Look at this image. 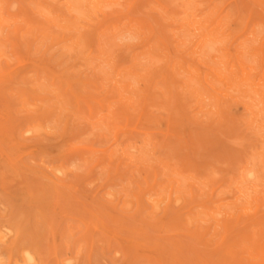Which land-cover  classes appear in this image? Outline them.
Returning a JSON list of instances; mask_svg holds the SVG:
<instances>
[{
  "label": "rangeland",
  "instance_id": "1",
  "mask_svg": "<svg viewBox=\"0 0 264 264\" xmlns=\"http://www.w3.org/2000/svg\"><path fill=\"white\" fill-rule=\"evenodd\" d=\"M52 1L0 0V264H261L264 0Z\"/></svg>",
  "mask_w": 264,
  "mask_h": 264
},
{
  "label": "bare ground",
  "instance_id": "2",
  "mask_svg": "<svg viewBox=\"0 0 264 264\" xmlns=\"http://www.w3.org/2000/svg\"><path fill=\"white\" fill-rule=\"evenodd\" d=\"M27 1H29V0H27ZM34 1H35V0H34ZM37 1H38V0H37ZM51 1H52V0H51ZM53 1H54V0H53ZM53 1H52V2H53ZM60 1H61V0H60ZM62 1H63V0H62ZM68 1H69V3H70V7L68 6V7H69V10H70V8H71L72 12H75V13L77 14V16H81V15H83L81 12H82V10H83L84 8H87V9L89 8V7H88V6H89V4H88V0H68ZM94 1H95V0H94ZM94 1L91 0V2H92L91 5H92V6H93V4H94ZM104 1H105V0H103V2H104ZM128 1H129V0H128ZM156 1H157V0H156ZM187 1H188V0H187ZM1 2H2V1H1ZM31 2H32V0H31ZM40 2H41V1H40ZM40 2H39V3H40ZM54 2L56 3L57 0L54 1ZM103 2H102V3H103ZM190 2H191V0H190ZM192 2H193V1H192ZM32 3H33V2H32ZM60 3H61V2H60ZM65 3H66V1H65ZM106 3H107V2H106ZM112 3H113V2H112ZM124 3H125V2H124ZM1 4H2V3H1ZM3 4H4V3H3ZM104 4H105V3H104ZM107 4H108V3H107ZM189 4H191V3H189ZM194 4H195V3H194ZM4 5H5V4H4ZM4 5H3V7H4ZM16 5H17V4H16ZM30 5L32 6V4H30ZM36 5H37V4H36ZM42 5H44V4H42ZM45 5H46V4H45ZM62 5H63V4H62ZM99 5H100V4H99ZM119 5H121V4H119ZM119 5H117V8H119V7H118ZM124 5H125V4H124ZM124 5H123V6L121 5L123 11H124V9H125V7H126V5H125V6H124ZM0 6L2 7V5H0ZM10 6H11V5H10ZM13 6H14V5H13ZM33 6H35V4H33ZM33 6H32L31 8L33 9V11H36V10H34V9H36V6H35V8H33ZM92 6H91V7H92ZM95 6H96V5H95ZM104 6H105V5H104ZM111 6L113 7V5H111ZM152 6H153V5H152ZM158 6H160V5H158ZM158 6H157V7H158ZM28 7H29V6H28ZM40 7H42V6H40ZM45 7H49V8H50V6H45ZM56 7H58V6H56ZM91 7H90V8H91ZM101 7H102V5H101ZM189 7H191V6H189ZM189 7H188V8H189ZM9 8H10V7H9ZM9 8H7V9H9ZM37 8H39V6H37ZM43 8H44V7H43ZM62 8H64V7L62 6ZM66 8H67V7H66ZM153 8H154V7H153ZM0 9H1V8H0ZM44 9H45V8H44ZM104 9L109 10V9H110V6H109V8L106 6ZM104 9L102 8V10H104ZM119 9H120V8H119ZM130 9H131V8H130ZM154 9H155V8H154ZM154 9H153V11H154ZM156 9H157V8H156ZM39 10H41V13L43 14V12L46 11V10H48V9L42 11V8H41V9H39ZM49 10H51V9H49ZM64 10H65V9H64ZM66 10H67V9H66ZM71 10H70V11H71ZM90 10H91V9H90ZM163 10H164V12H166L165 9H164V7H163ZM189 10H190V9H189ZM201 10H202V9H201ZM1 11H2L1 14H3L2 17L4 18V15H5L4 12H5V11H4V12H3V10H1ZM14 11H15V10H14ZM33 11H32V12H33ZM70 11H69V12H70ZM123 11H122V12H123ZM158 11H159V10H158ZM11 12H12V11H11ZM39 12H40V11L37 10V13H39ZM51 12H54V11L51 10ZM83 12H84V11H83ZM88 12H89V10H88ZM90 12H91V11H90ZM90 12H89V14H90ZM127 12H129V11H127ZM187 12H188V10H187ZM33 13H34V12H33ZM44 13L47 14L48 12L46 11V12H44ZM49 13H50V11H49ZM49 13H48L47 17H44V18H48V16L51 15V14H49ZM54 13H55V12H54ZM70 13H71V12H70ZM84 13H85V12H84ZM94 13H95V12H94ZM97 13H98V12H97ZM156 13H157V12H156ZM166 13H167V12H166ZM166 13H163V14H166ZM185 13H186V12H185ZM189 13H192V11L189 12ZM1 14H0V16H1ZM35 14H36V12H35ZM67 14H68V13H67ZM71 14H72V13H71ZM73 14H74V13H73ZM107 14H108V13H106V15H107ZM109 14H110V13H109ZM161 14H162V13H161ZM163 14H162V15H163ZM216 14H217V13H216ZM6 15H7V14H6ZM6 15H5V16H6ZM39 15H40V14H39ZM53 15H54V14H53ZM57 15H59L58 12H57ZM69 15H70V14H69ZM94 15L96 16L97 14L95 13ZM98 15H99V14H98ZM119 15H120V14H119ZM8 16H9V15H7V17H8ZM10 16L12 17L13 15L10 14ZM10 16H9V17H10ZM41 16H42V15H41ZM44 16H45V15H44ZM73 16H74V15H72V17H73ZM84 16H86V15H84ZM84 16H82V17H84ZM90 16H91V14H90ZM102 16H103V15H102ZM167 16H168V15H167ZM186 16H187V15H186ZM2 17H1V19H2ZM50 17H52V16H50ZM50 17H49V18H50ZM54 17H56V16L54 15ZM54 17H53V19H54ZM58 17H59V16H58ZM60 17H61V16H60ZM60 17H59V18H60ZM72 17H71V18H72ZM74 17L76 18V16H74ZM111 17H113V16H111ZM121 17L123 18L124 16H121ZM125 17H126V16H125ZM15 18H16V17H15ZM35 18H36V17H35ZM56 18H57V17H56ZM62 18H63V16H62ZM75 18H72V19H73V20H76ZM88 18H89V17H88ZM95 18H96V17H95ZM101 18H102V17H101ZM165 18H166V17H165ZM11 19H12V18H11ZM16 19H17V18H16ZM65 19H67V18H65ZM72 19H71V21H73ZM81 19H83V18H81ZM84 19H85V17H84ZM84 19H83V20H84ZM106 19H107V18H106ZM117 19H118V18H117ZM123 19H124V18H123ZM127 19L130 20L131 18L128 17V18H126V20H127ZM167 19H168V18H167ZM2 20H3V19H2ZM5 20H7V19L4 18V21H5ZM58 20H59V19H58ZM58 20H57V21H58ZM63 20H64V18H63ZM93 20H94V19H93ZM97 20H98V19H97ZM99 20H100V17H99ZM119 20H121V19H119ZM11 21H13V20H11ZM15 21H16V20H15ZM53 21H54V20H53ZM57 21H56V22H57ZM60 21H61V20H60ZM60 21H58V22H60ZM69 21H70V19L68 20V22H69ZM71 21H70V22H71ZM76 21H78V20H76ZM79 21H80V20H79ZM89 21H92V19H90ZM95 21H96V20H95ZM124 21H125V20H124ZM130 21H133V20L131 19ZM134 21H135V20H134ZM134 21H133V22H134ZM211 21H212V20H211ZM7 22H8V21H5V22L3 23V21H2L3 25H5V23H7ZM54 22H55V21H54ZM84 22H86V21H84ZM101 22H102V21H101ZM117 22L119 23V21H117ZM120 22H121V21H120ZM125 22H126V21H125ZM2 23H1L0 25H2ZM12 23H14V22H12ZM64 23H65V20H64L63 24H64ZM66 23H67V21H66ZM66 23H65V24H66ZM73 23H74V22H73ZM76 23H77V22H76ZM78 23H80V22H78ZM78 23H77V24H78ZM88 23H89V22H88ZM91 23H92V22H91ZM93 23H94V22H93ZM93 23H92V24H93ZM115 23H116V22H115ZM115 23L112 21L111 24H114V25H115ZM128 23H129V22H128ZM134 23H135V22H134ZM139 23H140V22H139ZM139 23H137V25H138ZM10 24H11V22H10ZM10 24L8 23L7 27H8ZM14 24H15V23H14ZM67 24H68V23H67ZM69 24H71V23H69ZM69 24H68V25H69ZM107 24H108V23H107ZM124 24H125V23H124ZM3 25H2V28H3ZM18 25H19V24H18ZM68 25H67V27H69ZM72 25H73V24H71L70 26H72ZM74 25H76V24H74ZM105 25H106V23H105ZM61 26H62V28H63V25H61ZM61 26H60V27H61ZM78 26L81 27L80 24H78ZM78 26H77V27H78ZM108 26L111 27V25H109V24H108ZM118 26H119V25H118ZM127 26H128V25H127ZM134 26H136V25H134ZM9 27H10V26H9ZM12 27H13V26H12ZM82 27H83V24H82ZM82 27H81V28H82ZM4 28H5V27H4ZM4 28H3V29H4ZM74 28H76V27H74ZM7 29H10V28H7ZM28 29H29V28H28ZM30 29H31V28H30ZM70 29H71V28H70ZM143 29H144V28H143ZM5 30H6V29H5ZM5 30H4V31H5ZM99 30H100V29H99ZM127 30H128V29H127ZM136 30L139 31V30H138V27H137ZM0 31H1V29H0ZM31 31H32V30H31ZM61 31H62V30H61ZM140 31H141V30H140ZM2 32H3V31H2ZM63 32H66V31H63ZM79 32H80V31H79ZM142 32H143V31H142ZM0 33H1V32H0ZM3 33H4V32H3ZM66 33H70V32H66ZM114 33H115V32H114ZM126 33H127V32H126ZM76 34H77V33H76ZM124 34H125V33H124ZM128 35H129V34H128ZM130 35H131V34H130ZM133 35H134V34H132L131 36H133ZM75 36H76V35H75ZM75 36H73V38H74ZM101 36H102V34H101ZM53 37H54V36H53ZM80 37H81V36H80ZM110 37H111V36H110ZM110 37L108 36V38H110ZM125 37H126V36H125ZM134 37H135V36H134ZM139 37H140V36H139ZM141 37H142V36H141ZM3 38L5 39V37H3ZM73 38H71V40H72ZM1 39H2V37L0 36V40H1ZM76 39H77V38H76ZM110 39H113V38H110ZM114 39H115V38H114ZM117 39H119V38H117ZM135 39L138 40L137 37H135ZM140 39H141V38H140ZM62 40H63V39H62ZM71 40H69V41H71ZM81 40H83V39H81ZM120 40H123V39H120ZM120 40H119V41H120ZM137 40H136V41H137ZM109 41H110V40H109ZM117 41H118V40H117ZM4 42H5V41H4ZM6 42H7V41H6ZM8 42H9V41H8ZM8 42H7V43H8ZM57 42H59V41H57ZM76 42H77V41H76ZM76 42H75V44H76V47H77V45H79V44H77ZM106 42H107V41H106ZM111 42H114V41H111ZM2 43H3V42H2ZM62 43H63V42H62ZM62 43H61V44H62ZM66 43H67V42H66ZM68 43H69V42H68ZM73 43H74V42H73ZM78 43H79V42H78ZM82 43H83V42H81V44H82ZM107 43H109V42H107ZM114 43L118 44V42H114ZM114 43H113V45H114ZM141 43H142V42H141ZM0 44H1V42H0ZM5 44H6V43H5ZM55 44H56V42H55ZM100 44H102V43H100ZM104 44H105V43H104ZM109 44H112V43H109ZM148 44H149V43H148ZM8 45H9V43H8ZM8 45H7V46H8ZM68 45H70V44H68ZM71 45H72V44H71ZM82 45H84V43H83ZM105 45H106V44H105ZM105 45H104V47H106ZM136 45H137V44H136ZM139 45H140V44H139ZM227 45H228V44H227ZM84 46H85V45H84ZM109 46H110V45H109ZM118 46H119V45H118ZM118 46H116V47H118ZM1 47H2V45L0 46V48H1ZM8 47H9V46H8ZM63 47H65V46H63ZM104 47H103V48H104ZM113 47L115 48V46H113ZM113 47H111V48L114 49ZM145 47H147V44H146ZM2 48H4V47H2ZM71 48L73 49V45H72ZM83 48H84V47H83ZM96 48H97V47H96ZM143 48H144V47H143ZM63 49L65 50V48H63ZM66 49L68 50L67 46H66ZM108 49L110 50V53L107 52ZM226 49H227V48H226ZM67 50H65L66 53L68 52ZM73 50H74V49H73ZM83 50H85V52H86V49H83ZM101 50H102V49H101ZM101 50H100V52H101ZM104 50H105V51L107 50L106 52L109 54V56L111 55V51H112V50H111L109 47H107V49H104ZM104 50H103V52H104ZM150 50H151V52H152V49H150ZM0 51H1V49H0ZM7 51H8V50H7ZM69 51H71V50H69ZM81 51H82V50H81ZM97 51H98V50H97ZM154 51H155V49H154ZM2 52H3V54H4L3 49H2V51L0 52V54H1ZM71 52H72V51H71ZM73 52H75V51H73ZM78 52H80V51H78ZM103 52H101V53H103ZM149 52H150V51H149ZM210 52H211V51H210ZM210 52H209V53H210ZM7 53H8V52H7ZM7 53H5V54H7ZM75 53L77 54V51H76ZM87 53H88V52H87ZM80 54H81V53H80ZM112 54H113V53H112ZM135 54H136V53H135ZM78 55H79V53H78ZM86 55H87V54H86ZM91 55H92V54H91ZM103 55H106V54H103ZM141 55H142V54H141ZM141 55H140V56H141ZM3 56H5V55H2V57H3ZM7 56H8V55H7ZM7 56H6L5 59L8 58ZM92 56H93V55H92ZM151 56H152V55H151ZM87 57H88V56H87ZM89 57H90V55H89ZM94 57H95V56H94ZM107 57H108V56H107ZM135 57H136V56H135ZM152 57H153V56H152ZM154 57H155V56H154ZM82 58H84V57H82ZM85 58H86V57H85ZM91 58H93V57H91ZM111 58H112V57H110L109 60H110ZM150 58H151V57H150ZM158 58H159V57H158ZM8 59H9V58H8ZM93 59H95V58H93ZM96 59H99V56H98V58H96ZM133 59H134V57H133ZM137 59H138V58H137ZM148 59H149V57H148ZM153 59H154V58H153ZM102 60H103V59H102ZM109 60H108V61H109ZM4 61H5V60H4ZM93 61H94V60H93ZM105 61H106V59H105ZM111 61H113V59H112ZM130 61H131V60H130ZM150 61H152V60H150ZM154 61H155V62H154ZM154 61H153V62L156 63L157 60L154 59ZM85 62L87 63V61H85ZM90 62H91V61H90ZM90 62H88V63H90ZM99 62H103V61H100V59H99ZM99 62H98V63H99ZM157 62H159V61H157ZM95 63H96V62H95ZM113 63H114V65H115V59H114V62H113ZM140 63H141V62H140ZM143 63H144V62H143ZM159 63H160V62H159ZM100 64H101V63H100ZM106 64H107V62H106ZM98 65H99V64H98ZM108 65H110V64H107V66H108ZM147 65H148V60H147ZM111 66H112V65H111ZM199 66H200V65H199ZM108 67H109V66H108ZM112 67H113V66H112ZM118 67H119V66H118ZM146 67H147V66H146ZM114 68H115V67H114ZM144 68H145V67H144ZM144 68L141 67L142 70H144ZM108 69H109V68H108ZM112 69H113V68H112ZM132 69H133V68H132ZM139 69H140V68H139ZM99 70L101 71L100 68H99ZM102 70H105V69L103 68ZM130 70H131V69H130ZM136 70H138V69H135V71H136ZM100 71H99V72H100ZM109 71H110V70H109ZM114 71H115V70H114ZM144 71H147V70H144ZM102 72H105V71H102ZM130 72H131V71H130ZM138 72H140V71H138ZM42 73H43V72H42ZM100 73H101V72H100ZM102 74H103V73H102ZM116 74H117V73H116ZM135 74H136V73H135ZM140 74H141V72H140ZM103 75H104V74H103ZM105 75H106V73H105ZM107 75H108V72H107ZM110 75H111V73H110ZM126 75H128V74H125L124 76L126 77ZM43 76H44V75H43ZM119 77H120V75H119ZM127 77L129 78L130 76H127ZM106 78H107V77H106ZM106 78H105V79H106ZM123 78H124V77H123ZM118 79H119V78H118ZM121 79H122V78H121ZM146 79H147V78H146ZM122 80H123V79H122ZM124 80H125V78H124ZM119 81H120V80H119ZM119 81H117V82H119ZM126 81H127V80H126ZM201 82H202V81H201ZM122 83H123V82H122ZM123 84H124V83H123ZM123 84H121V85H123ZM44 85H45V84H44ZM126 86H127V85H126ZM258 86H259V85H258ZM259 87H260V86H259ZM259 87H258V88H259ZM42 88H43V87H42ZM246 88H247V87H246ZM248 88H249V87H248ZM114 90H115V89H114ZM124 90H126V89H124ZM46 91H47V90H46ZM115 91H116V90H115ZM136 91H137V90H136ZM245 91H246V93H249V91H248V92H247V90H245ZM245 91H244V92H245ZM140 92H141V91H140ZM262 92H263V91H262ZM138 93H139V92H138ZM253 93H254V92H253ZM255 93H256V92H255ZM263 93H264V92H263ZM250 94H251V92L249 93V95H250ZM139 95H140V93H139ZM139 95H138V97H139ZM136 96H137V95H136ZM256 96H257V94H256ZM256 96H255V97H256ZM258 96H259V95H258ZM251 97H253L252 94H251ZM135 98H136V97H135ZM253 98H254V97H253ZM127 99H128V98H127ZM129 99H130V98H129ZM129 99H128V100H129ZM255 99H256V98H254L253 100L255 101ZM128 100H127V102H128ZM136 100H138V99H136ZM134 101H135V100H134ZM138 101H139V100H138ZM135 102H136V101H135ZM135 102L133 103V101H132L133 104H136ZM124 103H125V102H124ZM124 103H123V104H124ZM132 103H130V104H132ZM251 103H252V102H251ZM125 104H127V103H125ZM136 105H137V104H136ZM136 105H135V106H136ZM127 106H128V104H127ZM121 107H122V106H121ZM133 107H134V106H133ZM44 108H45V107H44ZM127 108H129V107H127ZM129 109H130V108H129ZM129 109H128V110H129ZM262 109H263V107H262ZM262 109H261V112H262ZM125 110H126V109H125ZM125 110H122V111H124V112H122V111H121V112H122V113H126ZM128 110H127V111H128ZM263 113H264V111H263ZM255 116H256V115H255ZM253 117H254V114H253ZM254 118H255V117H254ZM261 120H262V119H260V121H261ZM261 122H263V121H261ZM261 122H260V123H261ZM104 123H105V121H104ZM261 125L264 126L263 124H261ZM262 126H261V127H262ZM258 128H260V126H259ZM263 128H264V127H263ZM102 131L105 132V130H102ZM257 131H258V130H257ZM262 131H263V130H262ZM27 132H28V131H27ZM261 133L264 134V131L261 132ZM263 134H262V135H263ZM262 135L259 134V137L262 136ZM24 136H26V135H24ZM262 137H263V136H262ZM262 137H261V138H262ZM261 138H260V139H261ZM145 140H146V139H145ZM145 140H144V141H145ZM146 142H147V140H146ZM146 142H145V143H146ZM263 142H264V141H263ZM149 144H150V143H149ZM262 144H264V143H262ZM129 145H130V144H128V146H129ZM147 145H148V143H147ZM131 146H132V145H131ZM133 146H134V145H133ZM140 146H141V145H140ZM140 146H139V147H140ZM142 146H143V145H142ZM142 146H141V147H142ZM126 147H127V146H125V148H126ZM134 147H136V146H134ZM141 147H140V148H141ZM128 148H130V147H127V150H128ZM137 148H138V147H136L135 149H137ZM149 148H150V147H149ZM263 148H264V147H263ZM147 149H148V148H147ZM127 150H126V151H127ZM129 150H130V149H129ZM137 150H138V149H137ZM122 151H125V150H122ZM126 151H125V152H126ZM132 151L134 152V148L132 149ZM147 151H148V150H147ZM151 151H152V150H151ZM126 153H128V151H127ZM129 153H130V152H129ZM143 153H144V152H143ZM143 153H142V154H143ZM151 153H152V152H151ZM123 155H125V154H123ZM127 155H128V154H127ZM145 155H146V154H145ZM128 157H129V156H128ZM134 157H136V156H134ZM144 157H145V156H144ZM258 157H259V156H258ZM145 158L147 159V157H145ZM259 158H260V157H259ZM130 159H131V158H130ZM260 160L262 161L261 158H260ZM263 160H264V159H263ZM145 161H147V160H145ZM145 161H144V162H145ZM132 162H134V161H132ZM141 163H142V162H141ZM148 163H149V162H148ZM263 163H264V161L261 162V164H263ZM146 164H147V163H146ZM255 164H258V163H255ZM251 165L254 166L253 164H251ZM252 166H250V167H252ZM258 166H259V164H258ZM247 167H248V166H247ZM245 168H246V167H245ZM246 169H247V168H246ZM257 169H261V168L258 167ZM257 169H256V170H257ZM247 170H249V169H247ZM247 170H246V171H247ZM250 170L253 171V168L250 169ZM256 170H255V171H256ZM262 170H263V168H262ZM262 170H261V172H264V171H262ZM241 171H242V170H241ZM246 171H245V172H246ZM258 171H259V170H258ZM67 172H68V171H67ZM242 172H244V170H243ZM253 172H254V171H253ZM253 172H250V173H252V175L249 174V177L253 176ZM56 173H57V172H56ZM58 174H59V173H58ZM256 174H257V173H256ZM261 174H263V173H261ZM246 175H247V177H248V174H246ZM263 175H264V174H263ZM258 176H259V175L257 174V177H256L255 179H253V178H254V177H253L252 180H257ZM242 177H243V176H242ZM263 178H264V176H263ZM263 178H261V180H262ZM243 179H244V178H243ZM258 179H260V178H258ZM244 180H245V179H244ZM263 180H264V179H263ZM248 181H250V180H248ZM248 181L246 180V182H248ZM259 181H260V180H259ZM243 182H244V181H243ZM235 183L237 184V182H235ZM238 185H240V183L237 184V186H238ZM235 186H236V185H235ZM237 186H236V187H237ZM241 186H242V184H241ZM247 186H248V184H247ZM244 187H245V186H244ZM250 187H252V186H250ZM250 187H249V188H250ZM253 187L255 188V186H253ZM256 187H257V186H256ZM164 188H165V187H164ZM166 188H167V187H166ZM168 188H171V187H168ZM239 188L241 189V187H239ZM239 188H238V190H239ZM254 188H252L253 191L255 190ZM258 188H260V187L258 186ZM263 188H264V187H263ZM256 189H257V188H256ZM165 190H166V189H165ZM176 190H177V189H175V192H176ZM178 190H179V189H178ZM178 190H177V191H178ZM245 190H246V189H245ZM263 190H264V189H263ZM263 190H260V192H259V191H257V192L261 193V191H263ZM160 191H161V190H160ZM246 191L248 192L249 189L246 190ZM246 191H245V192H246ZM251 191H252V190H251ZM255 191H256V190H255ZM153 192H154V191H153ZM158 192H159V191H158ZM162 192H163V191H162ZM173 192H174V191H173ZM240 192H242V190H241ZM245 192L243 191V195H244ZM167 193H168V192H167ZM169 193H170V192H169ZM174 194H175V193H174ZM245 194H246V193H245ZM253 194H254V193H253ZM263 194H264V191H263ZM165 195H166V194H165ZM171 195H172V194H171ZM238 195H240V194H238ZM247 195H248V194H247ZM250 195H251V193H250ZM256 195L258 196V194H256ZM163 196H164V195H163ZM244 196H245V195H244ZM170 197H171V196H170ZM238 197H239V196H238ZM238 197H237V198H238ZM153 198L155 199V197H153ZM237 198H236V200H237ZM239 198H240V197H239ZM241 198H242V197H241ZM162 199H163V198H162ZM247 199H249V198H247ZM263 199H264V198H263ZM263 199H262V200H263ZM163 200H164V199H163ZM163 200H162V201H163ZM242 200H243V199H242ZM256 200H258V199H256ZM256 200H255V203H256ZM262 200H261V201H262ZM158 201H160V200H158ZM238 201H239V200H238ZM259 201H260V200H259ZM156 202H157V201H156ZM158 203H159V202H158ZM217 203H218V202H217ZM217 203H216V204H217ZM152 204H153V203H152ZM161 204H162V203H161ZM163 204H164V203H163ZM231 204H232V203H231ZM153 205H154V204H153ZM255 205H256V204H255ZM262 205H263V204H262ZM158 207H159V206H158ZM212 207H213V206H212ZM222 207H225V208L227 207V208H229L230 206H229V205H228V206H227V205H224V206H222ZM240 207H241V206H240ZM242 207H244V206L242 205ZM245 207H246V206H245ZM245 207H244V208H245ZM248 207H249V206H248ZM227 208H226V211H228V212H226V213H229V212H230V211H229L230 208H229V210H228ZM231 208H233L232 205H231ZM234 208H235V207H234ZM252 208H253V207H252ZM213 209H215V208H213ZM253 209L255 210V207H254ZM207 210H208V209H207ZM209 210H210V209H209ZM209 210H208V211H209ZM231 210H232V209H231ZM259 210H260V207H259ZM203 212H204V211H203ZM241 212H242V211H241ZM249 212H250V211H249ZM215 213H216V212H215ZM226 213H225V214H226ZM236 213H237V212H236ZM200 214H202V213H200ZM216 214H217V213H216ZM231 214H232V211H231ZM205 215H206V214H205ZM220 215H221V214H220ZM220 215H218V217H219ZM103 216H104V215H103ZM253 216H254V213H253ZM206 217L208 218L207 215H206ZM216 217H217V215H216ZM243 217H244V216H243ZM245 217H246V216H245ZM207 218H205V219H207ZM220 218H221V217H220ZM220 218H219V219H220ZM235 218H236V217H235ZM238 218H239V217H238ZM240 218H241V217H240ZM196 219H197V218H196ZM203 219H204V218H203ZM223 219H224V218H223ZM230 219H232V218H230ZM263 219H264V218H263ZM211 221H212V220H211ZM220 221H221V220H220ZM231 221H232V220H231ZM239 221H240V220L238 219V222H239ZM254 221L256 222V220H254ZM212 222H213V221H212ZM235 222H236V220H235ZM235 222H234V223H235ZM239 223H240V222H239ZM250 223H252V222H250ZM256 223H257V222H256ZM82 224H83V223H82ZM212 225H213V224H212ZM253 225H254V223H253ZM217 226H218V225H217ZM219 226L222 227V226H221V223H220ZM257 226H258V225H257ZM220 227H219V229H220ZM214 228H215V227H214ZM260 229H261V228H260ZM4 230H5V229H4ZM216 230H217V228L215 229V231H216ZM220 230H221V229H220ZM224 231H225V230H224ZM253 231H254V233H255V230H253ZM256 231H257V230H256ZM6 232H8V231H6ZM257 232H258V231H257ZM254 233H253V234H254ZM259 233H260V232H259ZM259 233H258V235H259ZM258 235H257V236H258ZM222 236H224V235H222ZM251 236H253V235H251ZM257 236H256V238H257ZM261 236H262V234H261ZM225 237H226V236H225ZM259 237H260V236H259ZM259 237H258V238H259ZM253 238H254V237H253ZM258 238H257V239H258ZM251 239H252V238H251ZM260 239H261V237H260ZM254 241H255V240H254ZM240 243H241V242H240ZM244 243H247V242H244ZM248 243H250V242H248ZM252 243H253V242H252ZM255 243H256V241H255ZM249 245L251 246V243H250ZM253 245H254V244H252V246H253ZM243 246H244V245H243ZM252 246H251V247H252ZM246 248H247V247H246ZM253 248H254V246H253ZM262 248H263V247H262ZM262 248H261V249H262ZM263 250H264V249H263ZM13 251H14V250H13ZM244 251H245V250H244ZM251 251H252V250H251ZM257 252H259V251H257ZM3 254H4V253H3ZM58 255H59V254H58ZM247 255H248V254H247ZM251 255H252V254H251ZM259 255H260V254H259ZM17 256H18V255H17ZM252 256H254V254H253ZM24 257H25V256H24ZM29 257H30V256H29ZM38 257H39V256H38ZM38 257H37V258H38ZM37 258H36V259H37ZM26 259H27V258H26ZM58 259H59V258H58ZM250 259H251V258H250ZM27 260H28V259H27ZM261 260H262V259H261ZM262 261H263V260H262ZM59 262H60V260H59ZM263 263H264V261L261 262V264H263ZM62 264H63V263H62Z\"/></svg>",
  "mask_w": 264,
  "mask_h": 264
}]
</instances>
